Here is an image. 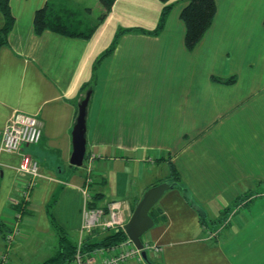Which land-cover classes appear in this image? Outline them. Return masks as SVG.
I'll list each match as a JSON object with an SVG mask.
<instances>
[{
  "label": "crops",
  "instance_id": "1",
  "mask_svg": "<svg viewBox=\"0 0 264 264\" xmlns=\"http://www.w3.org/2000/svg\"><path fill=\"white\" fill-rule=\"evenodd\" d=\"M187 1L114 0L101 26L79 37L33 28L35 10L47 4L60 18L69 0H9L0 143L17 114L34 118L41 137L0 150V264H21L31 244L34 253L60 235L76 247L97 241L107 231L81 230L86 202L119 201L129 219L144 191L167 180L169 162L180 183L160 197L163 220L143 236L160 247L147 252L148 262L264 264V0H215L212 22L191 49L179 16ZM165 4L171 8L154 33ZM116 28H123L117 40ZM88 91L85 154L75 166L72 131ZM23 155L40 174L26 197L32 178L18 170Z\"/></svg>",
  "mask_w": 264,
  "mask_h": 264
},
{
  "label": "built area",
  "instance_id": "2",
  "mask_svg": "<svg viewBox=\"0 0 264 264\" xmlns=\"http://www.w3.org/2000/svg\"><path fill=\"white\" fill-rule=\"evenodd\" d=\"M41 128L32 117L17 114L4 127L1 135L0 150L6 153L17 151L24 144H35L40 140ZM18 170L31 176V180L25 185L23 194L26 197L33 185L34 178L38 177L39 166L35 159L28 155H23L18 165ZM87 183L90 179H86ZM87 195V188H83ZM18 217V216H16ZM122 211V204L119 201H112L105 207H91L87 204L81 212V230L92 233L95 229L101 231H113L121 229L127 222ZM17 222L5 234L6 248L2 255V260L8 254L9 246L18 233ZM141 250L147 252H159L160 247L154 243L144 241L142 248L138 249L132 240L126 235L121 242L109 247H99L88 252L81 250V244L76 247L71 261L67 264H125L129 260L138 261L141 264H150L141 255Z\"/></svg>",
  "mask_w": 264,
  "mask_h": 264
},
{
  "label": "trees",
  "instance_id": "3",
  "mask_svg": "<svg viewBox=\"0 0 264 264\" xmlns=\"http://www.w3.org/2000/svg\"><path fill=\"white\" fill-rule=\"evenodd\" d=\"M103 6V13L100 15L99 19H103L107 13L110 11L112 3L114 0H99ZM165 2L167 0H161ZM171 8L170 4H165L161 10L160 18L156 28L153 30L154 33L162 29L166 14ZM0 12L3 16V24L0 27V45L6 42V37L10 31L13 23L14 17L12 15L9 0H0ZM216 12L215 0H188L187 3L180 11V19L184 23L185 27V37L184 43L188 49H191L201 38L205 30L210 26L212 19ZM33 28L36 33L42 32L44 29H51L54 32L60 34H67L69 36H79L88 37L93 31L94 27L87 29V32L76 31L70 29L66 24L60 21V18L51 12L49 6L38 8L33 14ZM116 40L112 42V46L108 48L101 57L106 56ZM227 81H233V78H229ZM169 176L166 181L174 183V186H178L180 183L179 174L173 163L169 162ZM149 215L153 219L154 223L161 222L163 218L158 216V210L156 205L151 207L149 210ZM126 237L123 230H113L107 231L101 238L97 241L84 240L81 244V250L83 252L91 251L99 247H109L115 245ZM145 239L141 237V242ZM59 247L57 251L43 261L40 264H67L74 256L76 245L71 243L70 240L65 235H60L59 237Z\"/></svg>",
  "mask_w": 264,
  "mask_h": 264
},
{
  "label": "water",
  "instance_id": "4",
  "mask_svg": "<svg viewBox=\"0 0 264 264\" xmlns=\"http://www.w3.org/2000/svg\"><path fill=\"white\" fill-rule=\"evenodd\" d=\"M89 95L90 91L86 92L85 97L78 104V113L72 131L70 163L75 166L82 165L85 154V113ZM173 186L174 183L165 181L149 187L144 191L134 207L131 216L124 225V232L132 240L136 248H142L141 237L154 225L153 219L149 215V210L158 202L164 192ZM141 255L147 260L144 250H141Z\"/></svg>",
  "mask_w": 264,
  "mask_h": 264
},
{
  "label": "rangeland",
  "instance_id": "5",
  "mask_svg": "<svg viewBox=\"0 0 264 264\" xmlns=\"http://www.w3.org/2000/svg\"><path fill=\"white\" fill-rule=\"evenodd\" d=\"M67 6H68L67 8L69 9V11L61 10L58 13V15L60 16V21L66 24L70 29L76 30V31L87 32V29L90 27H95L98 25L99 27L101 26L103 21L100 20L99 17H100V7L102 8L103 6L99 0H69V4H67ZM86 7L88 9H86ZM170 22L173 26L176 22V19H174L173 17L171 18ZM122 29L123 28H116V40L118 39L119 34L122 31ZM113 39H115V36ZM109 46L110 44L108 45V47ZM161 182H165V180ZM161 182H159L158 184H160ZM34 246L35 244L30 245V248H29L30 252L33 250ZM58 247H59V244H56L55 246V243L52 240L47 239L46 244H43V245L38 244V246L35 247L34 253L29 252L28 254H26L27 256L23 258V260L21 261V264H39L44 259L45 257L44 255H46L45 253H48V250L56 249L57 251ZM146 261L148 262V260Z\"/></svg>",
  "mask_w": 264,
  "mask_h": 264
}]
</instances>
